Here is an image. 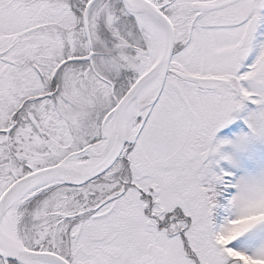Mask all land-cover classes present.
<instances>
[{
  "label": "snow or ice",
  "instance_id": "obj_1",
  "mask_svg": "<svg viewBox=\"0 0 264 264\" xmlns=\"http://www.w3.org/2000/svg\"><path fill=\"white\" fill-rule=\"evenodd\" d=\"M0 264H264V0H0Z\"/></svg>",
  "mask_w": 264,
  "mask_h": 264
}]
</instances>
